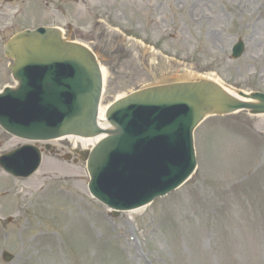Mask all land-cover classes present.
Masks as SVG:
<instances>
[{
  "label": "rangeland",
  "instance_id": "374dc122",
  "mask_svg": "<svg viewBox=\"0 0 264 264\" xmlns=\"http://www.w3.org/2000/svg\"><path fill=\"white\" fill-rule=\"evenodd\" d=\"M0 2V89L14 84L5 41L56 25L99 54L105 109L183 73L264 91V0ZM238 38L246 52L234 60ZM23 143L0 128V152ZM195 144L198 168L188 182L116 218L90 194L86 165L63 159L67 148L59 158L45 153L28 179L0 169V264H264V116L207 119ZM5 250L14 260L4 261Z\"/></svg>",
  "mask_w": 264,
  "mask_h": 264
},
{
  "label": "water",
  "instance_id": "95a60500",
  "mask_svg": "<svg viewBox=\"0 0 264 264\" xmlns=\"http://www.w3.org/2000/svg\"><path fill=\"white\" fill-rule=\"evenodd\" d=\"M244 50L240 43L235 56ZM18 81L0 93V126L29 140L73 134L96 136L103 76L96 55L85 45L45 27L16 34L5 45ZM263 94L231 95L208 79L146 86L117 100L106 112L111 127L92 151H78L87 161L90 191L113 208L145 205L184 182L193 172L192 132L213 111H264ZM27 145L4 153L0 165L28 176L40 163ZM5 258L12 256L5 253Z\"/></svg>",
  "mask_w": 264,
  "mask_h": 264
},
{
  "label": "bare ground",
  "instance_id": "6f19581e",
  "mask_svg": "<svg viewBox=\"0 0 264 264\" xmlns=\"http://www.w3.org/2000/svg\"><path fill=\"white\" fill-rule=\"evenodd\" d=\"M105 74V71H104ZM99 120L102 125V127H108V124L106 122L105 118V109L103 107L100 108V114H99ZM102 136L98 138H82V137H76V136H69L68 139H70L74 145H81L83 148L90 147V145L95 144L98 140H100ZM131 247V246H130ZM129 246L125 247L127 250Z\"/></svg>",
  "mask_w": 264,
  "mask_h": 264
}]
</instances>
